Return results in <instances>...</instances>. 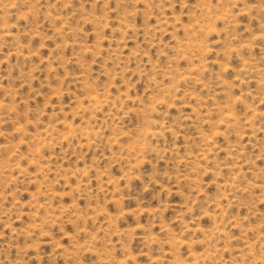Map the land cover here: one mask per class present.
Returning <instances> with one entry per match:
<instances>
[{"label": "rangeland", "instance_id": "374dc122", "mask_svg": "<svg viewBox=\"0 0 264 264\" xmlns=\"http://www.w3.org/2000/svg\"><path fill=\"white\" fill-rule=\"evenodd\" d=\"M0 264H264V0H0Z\"/></svg>", "mask_w": 264, "mask_h": 264}]
</instances>
